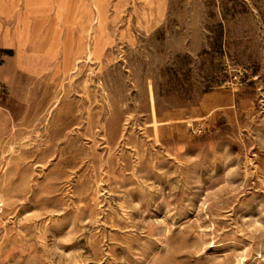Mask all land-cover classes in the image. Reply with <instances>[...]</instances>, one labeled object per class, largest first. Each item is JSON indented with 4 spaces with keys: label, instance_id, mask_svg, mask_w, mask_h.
<instances>
[{
    "label": "rangeland",
    "instance_id": "374dc122",
    "mask_svg": "<svg viewBox=\"0 0 264 264\" xmlns=\"http://www.w3.org/2000/svg\"><path fill=\"white\" fill-rule=\"evenodd\" d=\"M0 264H264V0H0Z\"/></svg>",
    "mask_w": 264,
    "mask_h": 264
},
{
    "label": "bare ground",
    "instance_id": "6f19581e",
    "mask_svg": "<svg viewBox=\"0 0 264 264\" xmlns=\"http://www.w3.org/2000/svg\"><path fill=\"white\" fill-rule=\"evenodd\" d=\"M135 1H137V0H135ZM138 2H139V1H138ZM140 4H141V3H140ZM136 6H137V5H136ZM97 10H98V9H97ZM138 14H139V13H138ZM141 18H142V17H141ZM141 18H140V19H141ZM141 20H142V19H141ZM141 22H142V21H141ZM143 22H144V21H143ZM143 22H142V24H143ZM87 45H88V44H87ZM91 46H92V45H91ZM53 47H54V46H53ZM53 47H52V48H53ZM90 56H91V55H90ZM78 61H79V60H78ZM78 61H77V62H78ZM123 63H124V62H123ZM68 64H69V63H68ZM67 66H68V65H67ZM73 66H74V65H73ZM66 71H70V69H69V68H68V69L66 68ZM127 72H128V71H127ZM136 90H137V89H136ZM127 128H128V127H127Z\"/></svg>",
    "mask_w": 264,
    "mask_h": 264
}]
</instances>
